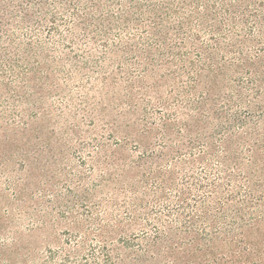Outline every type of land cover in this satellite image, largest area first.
I'll return each instance as SVG.
<instances>
[{"label":"rangeland","instance_id":"1","mask_svg":"<svg viewBox=\"0 0 264 264\" xmlns=\"http://www.w3.org/2000/svg\"><path fill=\"white\" fill-rule=\"evenodd\" d=\"M0 264H264V0H0Z\"/></svg>","mask_w":264,"mask_h":264}]
</instances>
